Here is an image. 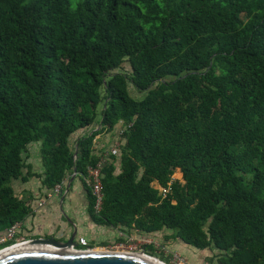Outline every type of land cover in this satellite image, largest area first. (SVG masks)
<instances>
[{
	"label": "trees",
	"instance_id": "1",
	"mask_svg": "<svg viewBox=\"0 0 264 264\" xmlns=\"http://www.w3.org/2000/svg\"><path fill=\"white\" fill-rule=\"evenodd\" d=\"M115 127L101 219L264 264V0H0V232L30 143L53 187Z\"/></svg>",
	"mask_w": 264,
	"mask_h": 264
},
{
	"label": "crops",
	"instance_id": "2",
	"mask_svg": "<svg viewBox=\"0 0 264 264\" xmlns=\"http://www.w3.org/2000/svg\"><path fill=\"white\" fill-rule=\"evenodd\" d=\"M97 128L98 126L92 129ZM83 131L81 129L73 134L72 140ZM108 134L109 132L100 131L93 138L94 153L101 154L104 159L115 144V140L117 142L118 139L116 135L112 144H108ZM73 146L76 148V143L73 142ZM25 156L26 164L30 167V173L33 175L24 179H15L11 183L15 195L27 207V213L17 222L16 233L53 234L65 237L75 230L76 238L83 237L85 240L89 239L94 245L101 246L112 245L117 240L127 243L133 237L148 238L153 239L155 244L160 243L159 245L168 251L173 250L179 255H183V251L180 250L182 246L178 243L182 241L173 237L172 232L168 229L144 232L134 227L126 228L121 224L113 225L101 219L98 215L101 204L99 210L96 211L94 202L91 203L93 200L90 188L85 183V179L79 178L81 174L74 170L60 182L59 190L54 192L53 187L49 186L44 179V166L39 142L30 143ZM106 156L108 157V155ZM116 169H118V165ZM175 171L180 172L179 170ZM153 186L160 191L161 187L157 183H154Z\"/></svg>",
	"mask_w": 264,
	"mask_h": 264
},
{
	"label": "water",
	"instance_id": "3",
	"mask_svg": "<svg viewBox=\"0 0 264 264\" xmlns=\"http://www.w3.org/2000/svg\"><path fill=\"white\" fill-rule=\"evenodd\" d=\"M74 235L75 231L65 243L51 238L7 244L0 252V264H162L143 251L76 248Z\"/></svg>",
	"mask_w": 264,
	"mask_h": 264
},
{
	"label": "rangeland",
	"instance_id": "4",
	"mask_svg": "<svg viewBox=\"0 0 264 264\" xmlns=\"http://www.w3.org/2000/svg\"><path fill=\"white\" fill-rule=\"evenodd\" d=\"M123 67H128L126 63H123ZM130 93L131 95L135 96L137 98H141V94H137L132 87H130ZM117 130L116 127L111 130L108 134V144H112V142L116 138ZM116 142V140H115ZM118 171V169H116ZM175 171V170H174ZM79 178L85 179L83 175H80ZM172 178L179 179L182 181V174L180 172H174L172 175ZM22 236L17 235V233L13 236V238L9 241L11 243L18 242ZM182 247L180 250H182V256L178 254V252L170 250L168 251L164 247L160 246L159 244H155L153 242V239L148 238H139V237H133L129 242H121V241H115L114 244L110 245H94L92 248H103V249H111V250H127V251H143L149 255H152L153 257L158 258L159 260L164 261L167 264H178L174 258V255H179L182 260L184 261V264H209L208 259L209 256H211V251L208 249H195L189 245H186L185 243L178 242ZM157 245V246H155ZM3 248V247H1ZM6 248V247H5ZM3 248V249H5ZM1 249L0 251H2Z\"/></svg>",
	"mask_w": 264,
	"mask_h": 264
},
{
	"label": "built area",
	"instance_id": "5",
	"mask_svg": "<svg viewBox=\"0 0 264 264\" xmlns=\"http://www.w3.org/2000/svg\"><path fill=\"white\" fill-rule=\"evenodd\" d=\"M117 146L118 142H115V144L110 148L109 152L111 154H116L117 152ZM103 158L101 157L100 160L97 161L95 165H91L87 167V172L85 174V183L90 188L91 194L94 199V208L96 211L99 210L100 204L102 201V183H101V168L103 165ZM60 184H55L53 186V191L57 192L59 190ZM168 188H160V192L162 195H165ZM18 227V223L15 222L9 227L5 228L2 232H0V244L5 243L6 241H10L13 236L16 234V230ZM76 246H78L81 249H85L86 247V241L83 237H77L76 238ZM4 247V246H3ZM1 249V248H0ZM174 258L178 264H184V261L179 255H174Z\"/></svg>",
	"mask_w": 264,
	"mask_h": 264
},
{
	"label": "flooded vegetation",
	"instance_id": "6",
	"mask_svg": "<svg viewBox=\"0 0 264 264\" xmlns=\"http://www.w3.org/2000/svg\"><path fill=\"white\" fill-rule=\"evenodd\" d=\"M72 232H73V230L65 237H58V236L53 235V234L36 235V234H33V233H30V234H26V233L19 234V233H17V235L22 236V238L18 242L25 241V240H33V239H46L47 240V239H51L52 238L55 241L65 243V241H67L68 237L72 234ZM74 236H75V238L73 239V241L76 242L75 241L76 240V236H77L76 233H75ZM85 241H86V247L87 248H91V247L94 246V244L91 243V241H89V239L88 240L86 239ZM74 247L79 248L76 245ZM92 249H94V248H92ZM95 249H103V248H95Z\"/></svg>",
	"mask_w": 264,
	"mask_h": 264
},
{
	"label": "bare ground",
	"instance_id": "7",
	"mask_svg": "<svg viewBox=\"0 0 264 264\" xmlns=\"http://www.w3.org/2000/svg\"><path fill=\"white\" fill-rule=\"evenodd\" d=\"M18 243V242H17ZM17 243H15V244H17ZM7 248V247H6ZM1 250V249H0ZM4 250V249H3ZM92 251H102V250H104V249H91ZM1 252V251H0ZM155 259H157V260H159L158 258H156L155 257ZM161 262H162V264H167V263H165L164 261H162V260H160Z\"/></svg>",
	"mask_w": 264,
	"mask_h": 264
}]
</instances>
